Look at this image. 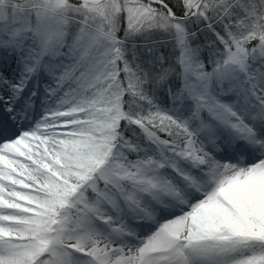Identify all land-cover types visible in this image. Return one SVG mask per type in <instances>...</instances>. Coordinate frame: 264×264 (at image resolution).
<instances>
[{"label":"snow or ice","instance_id":"obj_1","mask_svg":"<svg viewBox=\"0 0 264 264\" xmlns=\"http://www.w3.org/2000/svg\"><path fill=\"white\" fill-rule=\"evenodd\" d=\"M0 264H264V0H0Z\"/></svg>","mask_w":264,"mask_h":264}]
</instances>
